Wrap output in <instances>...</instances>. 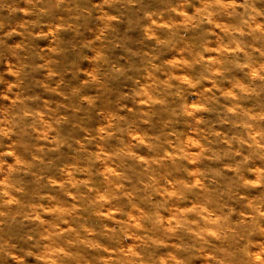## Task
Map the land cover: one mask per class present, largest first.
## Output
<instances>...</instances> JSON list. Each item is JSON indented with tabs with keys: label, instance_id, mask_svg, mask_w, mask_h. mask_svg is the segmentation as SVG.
Wrapping results in <instances>:
<instances>
[{
	"label": "clouds",
	"instance_id": "obj_1",
	"mask_svg": "<svg viewBox=\"0 0 264 264\" xmlns=\"http://www.w3.org/2000/svg\"><path fill=\"white\" fill-rule=\"evenodd\" d=\"M0 5V264H264V0Z\"/></svg>",
	"mask_w": 264,
	"mask_h": 264
},
{
	"label": "rangeland",
	"instance_id": "obj_2",
	"mask_svg": "<svg viewBox=\"0 0 264 264\" xmlns=\"http://www.w3.org/2000/svg\"><path fill=\"white\" fill-rule=\"evenodd\" d=\"M4 4H10L12 3V0H3ZM7 15V12H6V9L3 7V5H0V16H6ZM18 17H11L10 19H16ZM71 37V33H66L65 34V39H69ZM131 81H126L125 84H130ZM90 123H94L95 122V116L93 115L92 116V119L89 121ZM65 133L66 134H70L71 136H75V137H78L79 136V133L73 129L70 125L69 126H66L65 129H64ZM195 148V145L193 146ZM63 158L65 159H68L70 160L71 159V150H68L66 151L64 154H63ZM50 173L52 175H57V172L55 169H52L50 170ZM22 179H24L25 181L29 180L30 177L28 176H23ZM69 199H71L69 197ZM90 223H96V219L94 217H90V220H89ZM25 224H27V221H25ZM65 227H67V225H65Z\"/></svg>",
	"mask_w": 264,
	"mask_h": 264
}]
</instances>
